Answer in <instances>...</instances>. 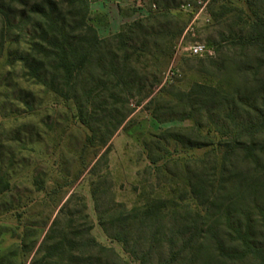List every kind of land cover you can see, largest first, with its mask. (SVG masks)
I'll list each match as a JSON object with an SVG mask.
<instances>
[{"label": "trees", "instance_id": "1", "mask_svg": "<svg viewBox=\"0 0 264 264\" xmlns=\"http://www.w3.org/2000/svg\"><path fill=\"white\" fill-rule=\"evenodd\" d=\"M154 1V14L99 38L88 21L91 0H0V59L5 52L7 65L24 84L71 101L89 131L85 146L105 148L103 158L133 112L131 100L139 106L150 97L161 59L182 30L165 29L176 0ZM200 1H208L213 26L222 30L213 42L217 58L210 61L222 76L213 85H192L176 101L180 118L192 120L198 134L214 126L224 139L217 144L219 162L207 155L180 169L184 186L201 198L198 207L204 209L184 204L182 195L177 203L152 199L128 210L101 213L97 204L94 210L105 235L137 264H264V0H238L242 6ZM16 93L29 94L18 85ZM163 108L173 118L170 102ZM157 110L154 118L160 121ZM184 145L209 146L186 140ZM8 188L0 159V196ZM71 198L59 208L30 264H127L90 236L83 203L75 212L67 209ZM61 216L67 217L64 225L58 224Z\"/></svg>", "mask_w": 264, "mask_h": 264}, {"label": "rangeland", "instance_id": "2", "mask_svg": "<svg viewBox=\"0 0 264 264\" xmlns=\"http://www.w3.org/2000/svg\"><path fill=\"white\" fill-rule=\"evenodd\" d=\"M228 1L242 6L238 0ZM207 2L176 0L171 6L172 17L164 21L168 23L165 29L174 32L181 26L182 30L172 41L168 57L161 59L158 84L139 106L131 100L133 112L111 137L109 153L104 158L101 155L105 148L85 146L89 131L79 121L73 103L18 80L3 53L0 159L9 188L0 196V264H30L59 208L71 194L67 209L75 212L83 203L91 224L90 236L127 264L137 263L120 243L105 235L95 204L101 213H109L139 207L152 199L177 203L179 196L186 195L184 204L194 210L204 209L198 207L201 198L192 197L184 186L180 169L184 164L190 166L192 161L206 159L207 155L219 162L222 151L217 144L224 139L214 132V126H207L198 134L192 120L180 118L176 97L187 93L194 84L213 85L222 76L210 64L217 58L213 42L221 29L213 26ZM157 9L154 0H91L88 21L99 38H106ZM152 27V31L157 30ZM196 44L204 45L207 52L191 56L189 48ZM170 69L175 77L171 83L164 82ZM17 85L28 90V96H18ZM165 102H170L173 118L167 116L165 108L160 109ZM158 104L162 106L157 108ZM155 108L157 114H163L160 121L154 118ZM184 140L209 146L189 149ZM11 158L12 165H8ZM174 190L177 193L170 194ZM66 219L61 216L58 224L64 225Z\"/></svg>", "mask_w": 264, "mask_h": 264}, {"label": "built area", "instance_id": "3", "mask_svg": "<svg viewBox=\"0 0 264 264\" xmlns=\"http://www.w3.org/2000/svg\"><path fill=\"white\" fill-rule=\"evenodd\" d=\"M207 52L204 45L196 44L189 48V54L191 56H202ZM175 77V72L173 70H168L164 77V82L171 83Z\"/></svg>", "mask_w": 264, "mask_h": 264}]
</instances>
